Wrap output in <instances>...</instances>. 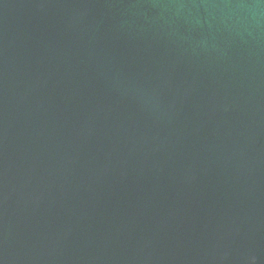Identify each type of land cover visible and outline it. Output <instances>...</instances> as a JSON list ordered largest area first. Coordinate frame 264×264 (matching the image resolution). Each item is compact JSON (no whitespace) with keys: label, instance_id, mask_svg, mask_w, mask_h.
<instances>
[{"label":"water","instance_id":"water-1","mask_svg":"<svg viewBox=\"0 0 264 264\" xmlns=\"http://www.w3.org/2000/svg\"><path fill=\"white\" fill-rule=\"evenodd\" d=\"M0 264H264V0H0Z\"/></svg>","mask_w":264,"mask_h":264}]
</instances>
